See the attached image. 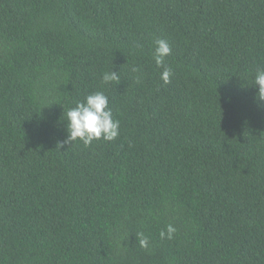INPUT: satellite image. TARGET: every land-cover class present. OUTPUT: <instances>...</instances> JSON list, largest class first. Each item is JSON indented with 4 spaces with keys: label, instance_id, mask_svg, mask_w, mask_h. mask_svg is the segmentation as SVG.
Wrapping results in <instances>:
<instances>
[{
    "label": "trees",
    "instance_id": "obj_1",
    "mask_svg": "<svg viewBox=\"0 0 264 264\" xmlns=\"http://www.w3.org/2000/svg\"><path fill=\"white\" fill-rule=\"evenodd\" d=\"M258 68L264 0H0V264H264ZM96 91L119 136L64 143Z\"/></svg>",
    "mask_w": 264,
    "mask_h": 264
},
{
    "label": "clouds",
    "instance_id": "obj_2",
    "mask_svg": "<svg viewBox=\"0 0 264 264\" xmlns=\"http://www.w3.org/2000/svg\"><path fill=\"white\" fill-rule=\"evenodd\" d=\"M171 55V46L165 39H157L153 52V59L157 67L161 68L160 77L165 84L171 82L173 72L166 66V57ZM102 82L107 85L112 82L119 83L120 76L113 69L105 72ZM253 86H258L256 97L264 101V68H258L254 76ZM66 138L64 143L82 142L89 146L93 141L104 140L111 142L120 134V122L113 118L112 109L109 107V97L103 91L87 94L82 101H78L74 107L67 109L65 113ZM176 228L172 224L166 225L160 231L161 239H173ZM139 244L143 248L149 246L147 237L140 234Z\"/></svg>",
    "mask_w": 264,
    "mask_h": 264
}]
</instances>
